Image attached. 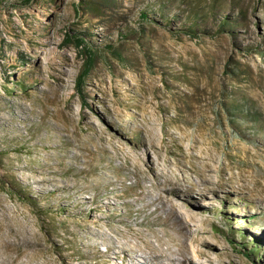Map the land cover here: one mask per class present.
I'll list each match as a JSON object with an SVG mask.
<instances>
[{
  "label": "rangeland",
  "instance_id": "374dc122",
  "mask_svg": "<svg viewBox=\"0 0 264 264\" xmlns=\"http://www.w3.org/2000/svg\"><path fill=\"white\" fill-rule=\"evenodd\" d=\"M152 111L177 153L201 132L216 167L264 184V0H0V237L33 243L0 254L123 264L105 253L113 238L125 242L106 221L126 229L114 204L128 224L143 219L150 183L132 158L156 157L141 146ZM249 195L206 191L188 221L192 232L204 224L213 264H264V193Z\"/></svg>",
  "mask_w": 264,
  "mask_h": 264
},
{
  "label": "bare ground",
  "instance_id": "6f19581e",
  "mask_svg": "<svg viewBox=\"0 0 264 264\" xmlns=\"http://www.w3.org/2000/svg\"><path fill=\"white\" fill-rule=\"evenodd\" d=\"M141 109L143 111L146 110L145 106ZM195 110V107L191 106L190 114L196 115ZM142 121L144 122V127L141 130L144 133V137L141 146L145 147L146 154L151 151L156 157L148 159L146 162L142 157L133 156L132 162L135 174L141 175L143 180L150 183L149 189L146 190V195L150 201L137 213L143 217L142 221L137 222L134 219L131 224H128L123 217L118 216L119 213L116 212L118 204H114L110 208L112 215L115 219L117 218L113 222L125 225L126 229L122 231L119 226L105 220L106 225L113 234L125 238V242H119L112 235H109V239L113 238L117 244H106L105 253H112L114 259L123 261V264H202V262L213 264L209 257L210 240L207 242L204 238L206 237L204 234H207L204 224L197 226L195 231L192 232L188 222H195L197 220L196 217L203 214L200 210L199 200L205 197L206 191L216 189L220 191H226V189H235L239 192L248 191L250 197L261 198L264 193V184L255 180L252 181L249 179L250 177L248 178L249 180H246L247 177L239 173L232 175L233 173L228 172L231 169L229 165H223L221 166L222 168L216 167L214 165L217 162L215 150L213 151L209 147V144L208 147L206 146L207 141L204 139L206 137L203 138L201 132L197 133V137L199 138L197 139L200 141H196L197 143L195 142V145L191 148L186 147L180 153H177L172 149L171 144L173 140L166 144L164 137L157 133V117L154 111L151 112L149 118H143ZM99 135V138L104 140V142H110L102 132ZM198 143L201 146H197ZM162 151L166 156L174 157L173 162H168L166 157L162 156ZM160 163L162 164L160 165ZM159 166L162 167L159 168ZM83 169L90 171L89 167ZM216 171L222 174L225 172L224 175H227V177L223 178L222 175L218 181L214 182L211 175ZM112 183L108 181L107 184L112 185ZM86 188L88 186L83 189ZM139 199H143V197L140 196ZM174 200H180L187 212H177ZM151 206L154 209L148 215L145 213V208ZM98 208L99 206H96L94 210ZM159 211L165 214V217H160L158 215ZM131 225H134L136 228L133 229ZM154 226L160 227L161 235L154 232ZM90 230H93L92 227H90ZM195 233L198 235L197 239L194 238L193 234ZM163 236L171 237L169 240L174 242L177 247L176 251L172 250L170 246L171 242L164 240ZM207 239L209 238L207 237ZM188 240L192 242L191 251L187 242ZM12 244H16L19 248H29L33 245L30 236L18 240L16 238L10 240L0 237V250L5 249L8 252ZM124 245L129 249L124 247ZM128 252L132 253V255L128 254ZM174 252H177L179 258L173 256ZM147 253L150 255V259L148 262H145L144 255ZM202 259L204 261H201ZM19 260V255L13 258L9 255L0 254V264H53L51 261L45 259L40 261L29 260L22 263H19ZM62 264L67 263L62 262Z\"/></svg>",
  "mask_w": 264,
  "mask_h": 264
},
{
  "label": "trees",
  "instance_id": "16d2710c",
  "mask_svg": "<svg viewBox=\"0 0 264 264\" xmlns=\"http://www.w3.org/2000/svg\"><path fill=\"white\" fill-rule=\"evenodd\" d=\"M101 2H104V1H107V0H100ZM83 44V41L82 39H77L76 41V45L77 46H81ZM86 52L88 53V58L84 64V67L81 71V73L79 74L78 76V89H79V92H81V83L83 81V78H84V75H86V73H88L92 63H93V60H94V53L90 50V49H87ZM252 120H255V119H252ZM249 252H246V254H248Z\"/></svg>",
  "mask_w": 264,
  "mask_h": 264
}]
</instances>
